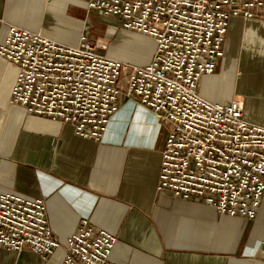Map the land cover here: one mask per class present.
I'll use <instances>...</instances> for the list:
<instances>
[{
    "label": "built area",
    "instance_id": "1",
    "mask_svg": "<svg viewBox=\"0 0 264 264\" xmlns=\"http://www.w3.org/2000/svg\"><path fill=\"white\" fill-rule=\"evenodd\" d=\"M87 9L153 38L152 59L127 64L86 34L67 45L9 25L0 57L18 70L11 103L99 141L122 94L134 98L171 124L159 191L255 218L264 197V123L246 116L243 99L214 101L199 86L224 55L230 19L264 21V0H88ZM116 242V235L83 218L64 241L66 255L57 264H115L110 256ZM0 246L45 259L62 246L48 225L43 197L0 193Z\"/></svg>",
    "mask_w": 264,
    "mask_h": 264
},
{
    "label": "crops",
    "instance_id": "2",
    "mask_svg": "<svg viewBox=\"0 0 264 264\" xmlns=\"http://www.w3.org/2000/svg\"><path fill=\"white\" fill-rule=\"evenodd\" d=\"M87 2L0 0V44L7 27L17 25L76 45L87 34L89 19L82 17ZM242 30L246 35L240 78L250 85L262 84L263 77L257 76L264 69V21L232 17L224 55L199 86L209 99L237 97L233 66L226 57L233 55ZM17 72L13 63L0 57V193L43 197L48 225L62 246L47 259L30 250L14 252L0 246V264H57L66 255L64 241L83 218L116 235L110 256L115 264H262L264 197L250 219L157 189L171 124L160 122L150 107L122 94L103 138L85 139L70 123L11 103ZM120 86L126 87L121 80ZM246 116L264 123L257 99H247Z\"/></svg>",
    "mask_w": 264,
    "mask_h": 264
},
{
    "label": "rangeland",
    "instance_id": "3",
    "mask_svg": "<svg viewBox=\"0 0 264 264\" xmlns=\"http://www.w3.org/2000/svg\"><path fill=\"white\" fill-rule=\"evenodd\" d=\"M89 13V14H88ZM82 17L89 19L86 25L87 34L95 42L103 43L107 47V53L117 59L124 60L125 62L142 64L147 62L151 56L150 52L154 51V41L151 38L140 35L135 32L123 30L120 23L113 18L102 16L95 11H89L88 9L82 10ZM113 24V25H112ZM114 28V32H110L111 28ZM85 34V33H83ZM245 35L244 30L240 31L237 36L233 55H228L227 60L229 65L233 66L234 77L232 78V89L234 96L243 99L245 105L249 97L257 99L260 103V108L264 112V69L257 77H263L262 84L256 85L253 83L242 82L240 74H242V56L245 50ZM99 40V41H97ZM257 48V47H256ZM126 70L123 71L121 76V84L126 85ZM257 80V78H255ZM260 86V87H259ZM229 97V98H228ZM230 99V96H224L222 100L226 101Z\"/></svg>",
    "mask_w": 264,
    "mask_h": 264
},
{
    "label": "bare ground",
    "instance_id": "4",
    "mask_svg": "<svg viewBox=\"0 0 264 264\" xmlns=\"http://www.w3.org/2000/svg\"><path fill=\"white\" fill-rule=\"evenodd\" d=\"M82 36V35H81ZM81 38V37H80Z\"/></svg>",
    "mask_w": 264,
    "mask_h": 264
}]
</instances>
